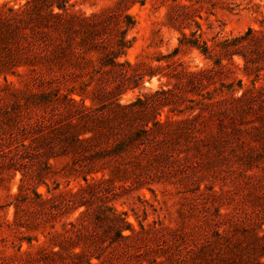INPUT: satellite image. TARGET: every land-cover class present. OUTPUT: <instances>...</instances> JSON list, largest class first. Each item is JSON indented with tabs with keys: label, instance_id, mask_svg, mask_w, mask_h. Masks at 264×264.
<instances>
[{
	"label": "rangeland",
	"instance_id": "rangeland-1",
	"mask_svg": "<svg viewBox=\"0 0 264 264\" xmlns=\"http://www.w3.org/2000/svg\"><path fill=\"white\" fill-rule=\"evenodd\" d=\"M68 9L103 13L98 21L107 45L126 29L131 46L118 60L129 64L99 78L93 73L104 49L74 48L51 73L59 98L15 108L29 89L50 88L41 80L43 42L0 47V264H243L242 258L264 264V107L258 108L264 105V0H69ZM250 26L260 44L244 50L246 70L245 58L218 42ZM183 32L188 43L175 52ZM201 69L206 74L192 84L186 71ZM88 80L85 103L95 115L105 104L150 96L161 117L188 120L182 135L142 146L151 154L164 151L166 159L112 172L117 159L74 163L60 153L56 137L49 146L60 154L44 168L47 155L38 159L44 148L37 138L76 120L80 102L73 99L80 96L63 93ZM232 96L252 98L256 109H231ZM4 111L27 126V148L12 143ZM113 211L136 232L110 244Z\"/></svg>",
	"mask_w": 264,
	"mask_h": 264
},
{
	"label": "trees",
	"instance_id": "trees-1",
	"mask_svg": "<svg viewBox=\"0 0 264 264\" xmlns=\"http://www.w3.org/2000/svg\"><path fill=\"white\" fill-rule=\"evenodd\" d=\"M12 1L14 4L10 5L9 3ZM68 4L69 0H7L0 5V47L14 42L21 46L25 42L30 43L34 39L41 40L43 42L42 49L45 51L43 58L40 59L45 71L41 80L50 84L48 90L46 88L40 90L29 89L25 93V102L22 104L20 102L15 103V108L30 104L44 105L52 102L55 98H59V88L52 86L55 78L51 73L55 71L54 65L62 66L65 57L69 59L67 54L74 48L80 47L84 50L104 49L98 65L94 68V76H97V73L99 75L103 72H111L118 64H129L128 61L119 62L118 60L131 46V39L126 38V29L119 33L111 45H107L103 38L104 29L99 27L98 21V19L102 20L104 18L103 13L77 15L69 11ZM259 38L258 31L250 26L244 33L224 37L218 44L224 52L231 55H242L245 58L244 68L247 70L250 67L244 50L248 46L252 47L260 44ZM103 42L105 45L102 46L101 43ZM179 42L180 45L175 48V52L188 43L184 32ZM191 43L199 47V44ZM202 52L209 55L208 45L203 46ZM206 72V69H201L186 71V74L189 76L191 83L194 84L196 83L195 80L198 79L197 77L206 74ZM257 75L259 76L260 73H257ZM98 77L101 78L100 75ZM90 82L91 80L82 81L78 87H71L68 92L63 93V96L67 97L71 93L80 96V101L73 99L74 102H80L76 120H70L57 130L41 134L37 138L39 141L37 146L41 147L42 145L44 148V152L40 151L37 155L38 159H42L43 155H47V160L43 161L44 168H50L52 166L49 161L50 157H55L60 153L71 154L72 161L78 164H82L84 161L95 164L100 160L115 158L118 160V164L116 168L111 169L112 172L129 171L127 168H120V165L129 164L133 165L134 168L141 169L148 164L153 165L154 162L166 159L167 154L164 151L151 154L147 153L142 146L160 136H164V139H166L171 133H174L175 136L182 135L188 120L175 119L168 113L165 114L164 118L161 117V112L152 106L150 96H139L125 104L119 102L105 104L101 107L102 112L100 115H95V108L86 104L84 97L88 93ZM238 83L239 87L243 86L241 79ZM174 85L178 86V83L176 82ZM230 87H233V84H230ZM161 92L167 94L172 90H162ZM165 101L167 104L172 100L166 96ZM200 101L204 105L210 104L204 99H200ZM190 107L192 112L195 107ZM263 107L264 105L259 104L258 108ZM230 108L237 112L256 109L252 106V98L247 99L244 96H232ZM4 115L5 122L12 133H15L12 139L14 146L16 148H19V146L27 148L28 144H31L26 143L27 126L24 123L17 126L16 115L9 111H4ZM56 137L63 144V152L59 154H54L49 146V142ZM103 143L106 146H103ZM94 147H97V149ZM44 168L39 171L40 177L44 175ZM24 180L23 176L21 181ZM42 183L47 185L46 182ZM21 186H19V189H21ZM47 189L49 191L48 186ZM121 214L122 212L118 211H113L112 215L108 214L111 218H117V222L113 224L115 236L111 238L110 244L120 240H129L136 232L133 224L122 217ZM125 230L130 232L124 233ZM73 254L81 256L82 252H74ZM241 262L243 264L249 263L245 258H242ZM88 264L98 263L88 261ZM185 264L189 263L186 262Z\"/></svg>",
	"mask_w": 264,
	"mask_h": 264
}]
</instances>
